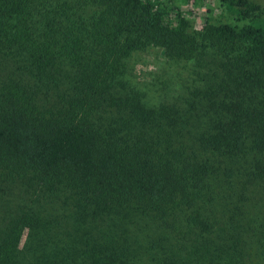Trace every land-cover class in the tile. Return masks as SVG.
Segmentation results:
<instances>
[{
  "label": "trees",
  "instance_id": "trees-1",
  "mask_svg": "<svg viewBox=\"0 0 264 264\" xmlns=\"http://www.w3.org/2000/svg\"><path fill=\"white\" fill-rule=\"evenodd\" d=\"M42 1L0 0V56L9 50L36 78L70 79L65 67L71 66L72 94L67 105L44 111L16 74L0 82V172L31 175L50 192L81 189L102 214L136 209L175 231L181 225L196 231L201 246L213 235L224 246V223L211 207L223 165L237 174L219 191L221 199L234 202L250 182L264 190V0H218L234 22L207 19L195 32L164 0H76L80 9L97 8L89 21L77 26L67 15L60 28L38 35L33 19ZM150 47L176 61L211 55L205 114L156 111L138 96L117 95L126 61ZM248 167L254 169L246 179ZM37 227L30 215L15 223L0 244V264L37 262L19 258L24 229ZM103 245L90 243L81 262L68 252L66 259L47 255L36 264H136Z\"/></svg>",
  "mask_w": 264,
  "mask_h": 264
},
{
  "label": "rangeland",
  "instance_id": "rangeland-1",
  "mask_svg": "<svg viewBox=\"0 0 264 264\" xmlns=\"http://www.w3.org/2000/svg\"><path fill=\"white\" fill-rule=\"evenodd\" d=\"M41 11L33 19L36 33L60 28L69 15L77 26L89 21L97 12L90 5L80 9L76 0H44ZM178 10L190 25V31H201L204 23H233L234 18L220 5L218 0H164ZM55 20L57 22H55ZM69 48V47H68ZM59 50V49H58ZM211 55L197 56L188 61L170 60L164 50L150 47L134 53L126 61L123 75L115 81L117 95L138 96L149 109L159 111L162 107L178 112L195 108V114L206 112V104L212 95L208 68L214 69ZM206 65H209L208 67ZM71 77L49 76L36 78L23 70V66L9 50L0 56V82L7 76L17 75L31 90L41 110L52 111L68 103L72 94L75 69L67 65ZM22 76V78L20 77ZM197 112V113H196ZM192 129L187 128L186 131ZM253 167L242 170V176L253 172ZM248 172V173H247ZM219 191L231 187L237 171H227L223 165ZM212 195L213 213L224 226L227 240L218 247L216 239H201L206 244H197V232L181 225L176 231L168 224L158 222L143 214L124 212L104 214L99 208L88 204L87 195L76 188H64L50 192L44 190L31 175H18L9 170L0 172V244L10 228L24 215L33 216L38 221L35 231L24 229L20 246V260L36 264L45 256L57 255L68 258L73 252L81 262L82 254L91 250L90 243L99 242L105 247H113L119 255H124L136 264H166L168 260H203V264H264V190L250 182L240 188L232 200L221 199L220 192ZM234 193V189H232ZM221 200L230 201L224 206ZM88 204V205H87ZM102 239V240H101ZM97 247V245H96ZM38 248V249H37ZM37 249V251H36ZM198 249L203 254L199 256ZM35 251V252H34Z\"/></svg>",
  "mask_w": 264,
  "mask_h": 264
}]
</instances>
